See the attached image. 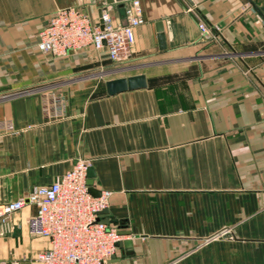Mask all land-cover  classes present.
I'll use <instances>...</instances> for the list:
<instances>
[{
  "label": "crops",
  "instance_id": "crops-1",
  "mask_svg": "<svg viewBox=\"0 0 264 264\" xmlns=\"http://www.w3.org/2000/svg\"><path fill=\"white\" fill-rule=\"evenodd\" d=\"M139 2L131 57L113 63L105 49L42 53L38 32L66 6L99 22L106 4L124 23L127 2L0 0V203L86 158L110 192L99 220L128 232L105 264H264V0ZM137 74L145 87L107 93ZM34 212L2 226L0 264H39Z\"/></svg>",
  "mask_w": 264,
  "mask_h": 264
},
{
  "label": "built area",
  "instance_id": "built-area-1",
  "mask_svg": "<svg viewBox=\"0 0 264 264\" xmlns=\"http://www.w3.org/2000/svg\"><path fill=\"white\" fill-rule=\"evenodd\" d=\"M123 1L127 2L124 23L114 21L106 4L100 9L99 22H92L77 6L57 8L38 32L37 49L54 57L85 48L105 49L113 63L128 60L134 29L143 24L144 18L139 0ZM197 27L201 37H209L203 22ZM51 104L54 116L64 112V98L54 96ZM88 166V159L77 158L72 168L49 185L35 186L23 197L0 203V232L13 213L30 204L35 212L26 220L29 234L48 240V246L36 255L39 264H105L124 235L99 220L110 192L100 190L92 195L88 191Z\"/></svg>",
  "mask_w": 264,
  "mask_h": 264
},
{
  "label": "water",
  "instance_id": "water-1",
  "mask_svg": "<svg viewBox=\"0 0 264 264\" xmlns=\"http://www.w3.org/2000/svg\"><path fill=\"white\" fill-rule=\"evenodd\" d=\"M105 3L111 4L113 2H122L123 0H104ZM253 8L257 11V13L261 16V18L264 20V7L258 8L257 6L253 5ZM157 31H158V39H159V45L160 48H163V34H162V28L161 25H157ZM106 90L108 94H114L120 91H124L127 89H134L139 87H145V77L143 74H137V75H131L128 77H119V78H112L106 81ZM93 178H94V171L91 166H88L86 170V183L88 185V191L92 195H98L100 190H97L93 186ZM103 223H107V220L101 221ZM122 235H127L128 232H119ZM130 243V240H127V244ZM110 256V258H112Z\"/></svg>",
  "mask_w": 264,
  "mask_h": 264
},
{
  "label": "rangeland",
  "instance_id": "rangeland-1",
  "mask_svg": "<svg viewBox=\"0 0 264 264\" xmlns=\"http://www.w3.org/2000/svg\"><path fill=\"white\" fill-rule=\"evenodd\" d=\"M54 57V56H53ZM58 58H61V57H58Z\"/></svg>",
  "mask_w": 264,
  "mask_h": 264
}]
</instances>
